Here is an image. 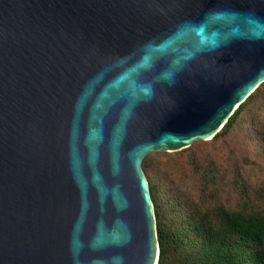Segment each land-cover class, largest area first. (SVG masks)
<instances>
[{"label":"water","instance_id":"1","mask_svg":"<svg viewBox=\"0 0 264 264\" xmlns=\"http://www.w3.org/2000/svg\"><path fill=\"white\" fill-rule=\"evenodd\" d=\"M264 84V0H0V264H159L143 163Z\"/></svg>","mask_w":264,"mask_h":264},{"label":"trees","instance_id":"2","mask_svg":"<svg viewBox=\"0 0 264 264\" xmlns=\"http://www.w3.org/2000/svg\"><path fill=\"white\" fill-rule=\"evenodd\" d=\"M263 87L264 84L239 106L213 139L233 128ZM143 166L156 208L159 264H264L263 212L209 206L205 201L189 199L190 193L174 181H166L164 187L154 181L150 155Z\"/></svg>","mask_w":264,"mask_h":264},{"label":"rangeland","instance_id":"3","mask_svg":"<svg viewBox=\"0 0 264 264\" xmlns=\"http://www.w3.org/2000/svg\"><path fill=\"white\" fill-rule=\"evenodd\" d=\"M150 157L163 187L174 181L197 202L264 213V87L229 132Z\"/></svg>","mask_w":264,"mask_h":264}]
</instances>
